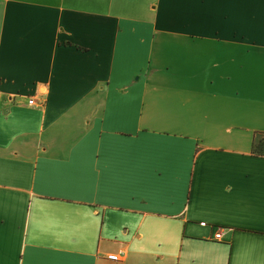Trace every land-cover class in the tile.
<instances>
[{
    "label": "crops",
    "instance_id": "0c3cea01",
    "mask_svg": "<svg viewBox=\"0 0 264 264\" xmlns=\"http://www.w3.org/2000/svg\"><path fill=\"white\" fill-rule=\"evenodd\" d=\"M261 140L264 0H0V264H264Z\"/></svg>",
    "mask_w": 264,
    "mask_h": 264
},
{
    "label": "built area",
    "instance_id": "2783aa9c",
    "mask_svg": "<svg viewBox=\"0 0 264 264\" xmlns=\"http://www.w3.org/2000/svg\"><path fill=\"white\" fill-rule=\"evenodd\" d=\"M36 105V102L34 99H28L27 101V106L29 107H33ZM201 227H205L206 224L205 223H201L200 224ZM222 236H223V233L221 230H219L215 235H214V239L217 240V241H220L222 239ZM121 257H122V254L120 255H110L108 256V259L111 260V261H120L121 260Z\"/></svg>",
    "mask_w": 264,
    "mask_h": 264
},
{
    "label": "trees",
    "instance_id": "16d2710c",
    "mask_svg": "<svg viewBox=\"0 0 264 264\" xmlns=\"http://www.w3.org/2000/svg\"><path fill=\"white\" fill-rule=\"evenodd\" d=\"M254 152L264 155V140H261L254 145Z\"/></svg>",
    "mask_w": 264,
    "mask_h": 264
}]
</instances>
